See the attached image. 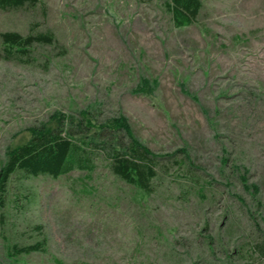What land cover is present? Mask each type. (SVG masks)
Segmentation results:
<instances>
[{
	"label": "rangeland",
	"instance_id": "374dc122",
	"mask_svg": "<svg viewBox=\"0 0 264 264\" xmlns=\"http://www.w3.org/2000/svg\"><path fill=\"white\" fill-rule=\"evenodd\" d=\"M199 1L181 28L166 0L0 10V34L54 36L21 59L0 43V167L30 128L85 109L95 125L122 115L158 158L148 194L103 155L88 175H12L0 264H264V0ZM143 79L152 93L134 94ZM42 240L45 253L10 256Z\"/></svg>",
	"mask_w": 264,
	"mask_h": 264
},
{
	"label": "trees",
	"instance_id": "16d2710c",
	"mask_svg": "<svg viewBox=\"0 0 264 264\" xmlns=\"http://www.w3.org/2000/svg\"><path fill=\"white\" fill-rule=\"evenodd\" d=\"M39 0H0V10L17 9L25 4L35 5ZM167 11L171 14L175 27H187L193 24L201 9L199 0H166ZM2 57L6 60L29 55L34 45H52L54 36L50 33L28 34L22 36L14 32L0 34ZM156 82L141 80L134 94H150ZM81 118L55 113L49 122L39 128H30V136L23 144L8 147L5 161L0 167V198L5 194L12 175L21 172L26 176H49L58 178L74 170L91 174L93 159L103 155L109 160L110 170L117 178L148 194L151 180L156 176L157 157L148 148L141 145L132 135L126 119L119 115L103 124L91 122L89 109L79 112ZM71 127V128H70ZM76 129V133L72 130ZM122 134V136H121ZM129 140L123 142V136ZM247 172L240 176L246 185ZM254 193L258 188L250 186ZM264 251V246H262ZM45 253L44 240L33 245L12 247L10 256L15 258L31 253Z\"/></svg>",
	"mask_w": 264,
	"mask_h": 264
}]
</instances>
